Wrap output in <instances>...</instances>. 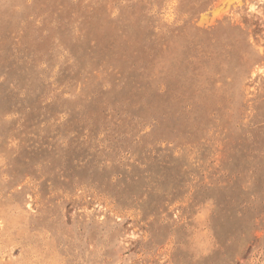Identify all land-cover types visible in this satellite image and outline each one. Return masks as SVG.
<instances>
[{
    "label": "rangeland",
    "instance_id": "rangeland-1",
    "mask_svg": "<svg viewBox=\"0 0 264 264\" xmlns=\"http://www.w3.org/2000/svg\"><path fill=\"white\" fill-rule=\"evenodd\" d=\"M0 264H264V0H0Z\"/></svg>",
    "mask_w": 264,
    "mask_h": 264
}]
</instances>
